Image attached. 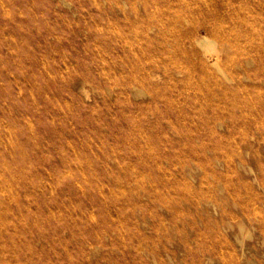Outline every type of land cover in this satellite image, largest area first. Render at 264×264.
Masks as SVG:
<instances>
[{
  "label": "rangeland",
  "instance_id": "1",
  "mask_svg": "<svg viewBox=\"0 0 264 264\" xmlns=\"http://www.w3.org/2000/svg\"><path fill=\"white\" fill-rule=\"evenodd\" d=\"M0 264H264V0H0Z\"/></svg>",
  "mask_w": 264,
  "mask_h": 264
},
{
  "label": "bare ground",
  "instance_id": "2",
  "mask_svg": "<svg viewBox=\"0 0 264 264\" xmlns=\"http://www.w3.org/2000/svg\"><path fill=\"white\" fill-rule=\"evenodd\" d=\"M178 18H179V17H178ZM176 22H178V23H169L170 30H172V31H173V30H176V27L182 24V23H180V19H177ZM219 27H220V26H219ZM207 28H208V27H207ZM221 28H222V27H221ZM147 29H148V28H147ZM179 29L181 30V27H179ZM209 29H210V28H209ZM209 29H208V30H209ZM216 29H217V28H216ZM180 30H179V31H180ZM214 30H215V29H214ZM218 30H220V29H218ZM176 32H177V30H176L174 33L176 34ZM182 32H184V31H181V33H182ZM187 32H188V31H187ZM187 32H186V33H187ZM181 33H179V34H180V35H179L180 38H179L178 36H174L175 38L177 37V39H178L177 42L175 41L177 44L174 42V43L176 44V45L174 46V49L181 50V51H183L184 53H187V51L184 49L186 43H184L185 41H183L184 39L182 38ZM186 33H184V35H185ZM175 34H174V35H175ZM224 34H225V32H224ZM215 35H216V34H215ZM221 35L224 36L223 34H221ZM221 35H220V36H221ZM186 36H187V35H185L184 38H185ZM190 36H191V34H190ZM190 36H189V38H190ZM191 37H192V36H191ZM219 38H221V37H219ZM182 39H183V40H182ZM202 39H203V38H202ZM175 40H176V39H175ZM190 40H191V39H190ZM172 41H173V40H172ZM182 41H183V44H182ZM187 41H188V38H187ZM194 41H195V40H194ZM189 42H191V41H189ZM192 42H193V41H192ZM174 43H173V45H174ZM195 43H197V44L200 45V46H203V47H206V48H212L213 50H216V61L212 64V66L217 67L219 70H221V68H220L219 65H220V60L222 59V55H223V54H222V52L217 51L218 49H215V47H214V45H215L214 42H213L212 40H210L209 38H205V39H203V40L200 39V40L196 41ZM168 44H169V43H168ZM171 47H173V46H171ZM186 48H187V47H186ZM168 49H169V48H168ZM171 49H173V48H171ZM171 49H170V50H171ZM170 50H168L167 53L169 52V54H170ZM165 52H166V51H165ZM191 54H192V53H191ZM187 55H188V53H187ZM187 55H186V56H187ZM235 55H236V54H235ZM186 56H185V57H186ZM188 56H189V55H188ZM237 56H238V55H237ZM185 57H184V58H185ZM166 58H167V57H166ZM170 58H171V57H170ZM188 58H190V57H188ZM167 60H169V57H168ZM169 61H170V60H169ZM187 61H188V60H187ZM187 61H186V62H187ZM173 62H175L176 64L178 63V61H177L176 59H175V61L173 60ZM221 62H222V61H221ZM178 64H179V63H178ZM173 65H174V64H173ZM184 65H186V64H184ZM221 65H222V64H221ZM175 66H176V65H175ZM199 67H200V66H199ZM199 67H198V68H199ZM167 68H168V67H167ZM169 68H170V67H169ZM187 68H188V65H187ZM177 69H179V68L177 67ZM184 69H185V68H184ZM189 69H190V68H188V71H189ZM200 69H204V67H202V68H200ZM182 70H183V69H182ZM182 70H181V72H182ZM186 71H187V70H186ZM188 71H187V72H188ZM191 71H192V69H191ZM175 72H176V71H175ZM183 72H184V71H183ZM183 72H182V73H183ZM184 73H185V72H184ZM189 73H190V72H189ZM242 226H244V225L242 224ZM232 255H233V254H232ZM234 261H235V260H234Z\"/></svg>",
  "mask_w": 264,
  "mask_h": 264
}]
</instances>
